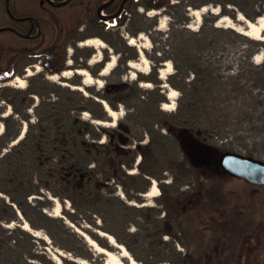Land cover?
I'll list each match as a JSON object with an SVG mask.
<instances>
[{"label": "rangeland", "instance_id": "rangeland-1", "mask_svg": "<svg viewBox=\"0 0 264 264\" xmlns=\"http://www.w3.org/2000/svg\"><path fill=\"white\" fill-rule=\"evenodd\" d=\"M144 2L154 0L129 2L122 25L100 10L102 22L90 4L71 27L58 20L56 33L64 34L56 52L64 64L61 71L47 72L49 51L27 45L16 48L9 66L0 65V75L14 73L0 81V136L6 135L0 138V264H58L53 255L59 250L65 254L63 264H82L77 259L103 264L106 255L94 250L86 236L120 250L99 231L112 234L138 264H178L184 256L192 260L200 254L217 258L218 264L236 263L239 257L243 263V254L257 246L250 264H264V184L230 176L218 166L222 151L264 160V32L261 38L247 35L242 32L246 23L237 19L241 12L256 20L264 14V0H168L158 8ZM206 5L218 14L207 10L197 18L192 13ZM8 10L9 0H0V21ZM223 16L230 22H219ZM130 36L139 38L137 45L129 43ZM92 37L106 46L79 44ZM140 50L151 64L147 73L129 66L130 61L143 66ZM112 55L115 66L101 76ZM166 61L172 67L162 79L159 70ZM80 68L102 79V85L85 84L75 72ZM65 69L73 73L49 77ZM16 76L26 80L24 87L16 84ZM170 88L178 94L174 108L167 110L162 106L170 101ZM102 101L121 115L113 119ZM74 118L87 125L75 129L70 125ZM178 128L211 146L209 164L190 161ZM112 133L129 139V154L118 155L113 145L106 156L72 144L74 136L79 142L110 143ZM60 137L67 146L57 143ZM37 138L42 161L34 151ZM12 146L17 149L8 161L4 153ZM108 160L123 173L119 183L104 171ZM70 161L85 163L89 175L71 178L67 173L66 178L56 171ZM152 179L159 187L157 197L145 196ZM91 193L107 200L87 203L85 195ZM25 222L41 236L26 230Z\"/></svg>", "mask_w": 264, "mask_h": 264}, {"label": "trees", "instance_id": "trees-1", "mask_svg": "<svg viewBox=\"0 0 264 264\" xmlns=\"http://www.w3.org/2000/svg\"><path fill=\"white\" fill-rule=\"evenodd\" d=\"M55 3L50 2L49 0H9V10L4 15L3 19L0 21V28H6L10 27L12 29H3L0 30V65L3 62H6L9 66L13 60V57L18 53L16 48L21 45H27V46H33L34 49L39 50H47L49 51L48 56V62L44 64L45 70L47 72H58L62 70V67L64 66L63 62L58 61L57 57L59 55L56 54L57 50L59 49V43L60 39L63 37L64 34H57V26H58V20L61 22V24L65 27H71L72 24H74L76 21H79V19L82 16V13L84 12V7L86 4H90L92 6V10L96 17H99V19L103 22L104 20L100 18L99 11L103 10L107 14L112 15L111 18H108L110 22L115 21L117 24L122 25L124 23V16L127 13L128 10V4L130 1L133 0H127L124 6L123 11L118 15L114 16L120 9L122 2L124 0H52ZM168 0H154V2H144L147 7H161L164 2ZM62 2V4H58ZM73 8V9H70ZM57 17V18H56ZM26 18V19H23ZM30 32V33H29ZM26 34V35H25ZM6 65V66H7ZM14 76V73H8L6 75H0V81H6L9 80ZM31 93L32 90H31ZM99 104V103H98ZM101 106V104H99ZM103 118V115L101 116ZM70 125L74 127L75 129L77 127H82L83 125H87L83 120L80 118H74ZM46 129V128H45ZM63 131L60 129V133L62 135ZM81 134V133H79ZM5 136V137H4ZM1 140H5L6 135L0 136ZM27 142L25 141V146H28V140L29 136L26 137ZM25 139L20 140V142L24 141ZM56 141V139H54ZM41 139H36V144L34 145V151L38 154V158L42 159L44 158V154L42 152V146H41ZM18 142V144L20 143ZM57 143L62 144L63 146H67L68 141L65 143L64 137L58 138ZM17 144V146H18ZM27 144V145H26ZM72 144L77 149L80 148L81 151L85 152L86 150H90L93 152L94 150L96 152L104 153V155L107 156V152H109L112 146L110 143L104 142V144H93L90 142H87L85 140H79L77 137L73 139ZM17 146L10 147L5 153L4 156H7L8 161H12V157L14 155V150L17 149ZM16 148V149H15ZM90 148V149H89ZM103 148L104 150H102ZM106 149V151H105ZM24 151V150H23ZM23 151L21 153L23 154ZM3 150L0 149V155L2 154ZM26 153V151H24ZM24 153V154H25ZM84 155V154H83ZM85 157V156H83ZM83 159V158H82ZM65 164V166H63ZM106 165V166H105ZM61 167L57 168L56 171L60 175H65L66 178H68L67 173H70L72 177H81L80 174L83 175V177L89 175L90 170L87 169L85 163H80V161L77 162H61ZM104 166L106 167L104 169L105 173L107 174V177H113L114 181L120 182L122 181L123 173L120 170V168L115 167L112 164H109L106 161L104 163ZM77 179V178H76ZM82 185L88 186L87 181L82 178ZM96 182H99L96 180ZM94 188V187H93ZM89 189V188H88ZM58 196H62L59 193H56ZM85 199L87 203L91 202H104V200H107V198L103 197L101 194L92 195H85ZM71 201L76 209L78 207L76 206L74 200L71 198ZM65 226V224H64ZM67 226V225H66ZM261 232L260 230H258ZM76 237H80L77 233H75ZM82 238V237H81ZM122 241V240H120ZM244 245V244H243ZM244 250H248V247H244ZM259 250V247H256V250L252 254H243L246 258H244L245 262L242 263V258L239 257V260L236 263L231 262H225L222 261L220 264H250L251 260L253 259L254 255L257 254L256 251ZM252 252V250H251ZM209 256V254H207ZM203 255L200 254L196 257V259L189 260L187 256H184L182 258L181 263L178 264H218L217 258L213 260L212 258L202 259ZM221 261V260H220ZM254 261V259H253ZM252 261V263H253ZM261 262V261H260ZM170 264H175L173 262H170Z\"/></svg>", "mask_w": 264, "mask_h": 264}, {"label": "bare ground", "instance_id": "bare-ground-1", "mask_svg": "<svg viewBox=\"0 0 264 264\" xmlns=\"http://www.w3.org/2000/svg\"><path fill=\"white\" fill-rule=\"evenodd\" d=\"M207 10H211L215 14H218V12H219L217 8H215V7L212 8L211 6H209V5L207 6L206 5V6H203L202 8H200V9H193L192 13L197 18H201L202 14L205 11H207ZM152 12H154V11L152 10L151 13ZM237 19L241 20V21H244L246 23V26H247L248 29L245 30V31H242L243 33H245L247 35H250V36H253V37H256V38H261L262 37L263 32H264V14L258 16L257 20H253L252 21V20H248L241 12H239L237 14ZM227 21L230 22V18L226 17V16H223L219 20V22H227ZM140 34H141L140 38L141 37L142 38L146 37V35H142L143 33H140ZM138 41H139V38H136L134 36H130L129 37V43L132 44V45H137ZM80 45L94 46V47H98L100 49H103L106 46L105 42L101 38H98V37L87 38L86 40L81 41ZM142 47H144V45H142ZM140 52H141V60H142L143 66L141 67L135 61H130L129 62V66L131 68H133L134 70H136V72L140 71V72L147 73L149 71L150 67H151L150 61H149V59H148V57H147V55L145 54L144 51L140 50ZM99 55H100V53H99ZM98 60H99V58L92 59L91 62L98 61ZM116 61H117V57L115 55H112L110 57V59L108 60V62L103 67L102 71L100 72V75L102 76V75L108 74L111 71V69L115 66ZM164 65L166 67L165 68H161L159 70L160 71V77L162 79L167 77V75L170 73V68L172 67L171 66L172 64H171L170 61H166L164 63ZM75 72L78 73V74H81V75H83L85 77V79H84V83L85 84L86 83L96 82V83H100L102 85V83H103L102 79L94 78L93 75L90 73V71L88 69L80 68V69H76ZM136 72L135 71L133 72V76L132 77H136L137 76ZM72 73H73V70L65 69L61 74H53V75H50L49 77L51 79H53V80H56L57 78H60V77H68ZM14 81L20 87H24V85L26 83V80L23 77H21V76H16ZM11 82L13 83V81H11ZM141 85L146 86V87H150L151 83L150 82H143V83H141ZM177 94H178V92H177L176 89L170 88L168 90V93H167V97L169 98L170 101L169 102H165L163 104L162 108L163 109H167V110L173 109L174 108L173 104H174V102H175V100L177 98ZM103 102H104L103 104H104V107H105L106 111H108V114L113 119H117L121 115L122 111H117V110L113 109L107 102H105V101H103ZM96 122L97 123H101V124H105L106 123L105 121H101V120H96ZM111 125H114V123L111 124ZM21 137H22V135L20 136V138ZM159 193L160 192H159V187L157 185V181L153 180L152 184H151V187L149 188V190L145 194V196H147V197H157L159 195ZM59 209H60V207H59V205H57L55 211H58ZM23 227L26 230H28V231L34 232V234L36 236H41L40 232L38 230H32L30 225L27 222L24 223ZM99 233L102 236L108 238V240H109V242H110V244L112 246L118 247L119 250H120L119 252L112 251V250L102 246L95 239L86 236V240L94 248V250H96L99 253H102V254L106 255V260H105V262L103 264H125L124 259H128V264H138L137 260H135V258L131 255V253L125 247V245L118 243L117 240L115 239V237L112 234H110L108 232H105V231H99ZM59 252L62 253V251H60V250H59ZM53 258L58 264H63L62 260L60 259V257L58 255H53ZM77 261H79L82 264H91V263L87 262L84 259H77Z\"/></svg>", "mask_w": 264, "mask_h": 264}, {"label": "water", "instance_id": "water-1", "mask_svg": "<svg viewBox=\"0 0 264 264\" xmlns=\"http://www.w3.org/2000/svg\"><path fill=\"white\" fill-rule=\"evenodd\" d=\"M126 1L127 0H124L122 2V6L119 10V13L123 10ZM58 4H62V2ZM3 29L12 28H0V30ZM120 141L121 142L117 144V149L120 150L121 153H125V144H127V138L122 137ZM197 141L200 142L199 140ZM201 143V151L208 152L209 150H211V146L209 144L203 142ZM208 157H206V159ZM218 166L223 173L228 174L230 176L241 178L253 184H264V160L262 159H258L238 152L222 151L219 153L218 156ZM57 253L60 258L64 255L63 252L61 253L57 251Z\"/></svg>", "mask_w": 264, "mask_h": 264}, {"label": "flooded vegetation", "instance_id": "flooded-vegetation-1", "mask_svg": "<svg viewBox=\"0 0 264 264\" xmlns=\"http://www.w3.org/2000/svg\"><path fill=\"white\" fill-rule=\"evenodd\" d=\"M127 128V129H126ZM123 130L125 132L129 131L128 127H123ZM177 136H178V140L180 141V144L182 145L183 149L185 150L188 158L190 159V161L193 164H197V165H207V162L209 164V151H201L200 148L202 146L201 142H198L192 135V133H190L188 130L185 129H181L178 128L177 131ZM122 137H126L125 135L119 133H112L111 134V140H110V144L113 145L114 150L116 151V153L118 155H126L129 154L130 151L126 150L125 153H121L120 150L117 149V144H119L121 141ZM127 138V137H126ZM129 144V139L127 138V144H125L127 147V145ZM206 157H208L206 159Z\"/></svg>", "mask_w": 264, "mask_h": 264}]
</instances>
